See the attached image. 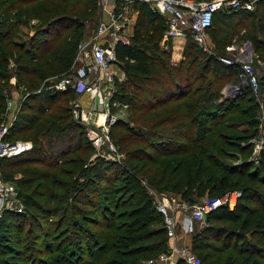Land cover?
<instances>
[{"label":"trees","instance_id":"obj_1","mask_svg":"<svg viewBox=\"0 0 264 264\" xmlns=\"http://www.w3.org/2000/svg\"><path fill=\"white\" fill-rule=\"evenodd\" d=\"M8 1L0 3V7L8 4L3 10L6 13L16 7ZM28 1L33 0L19 4ZM68 1H51L50 20L26 42L14 39L18 19L0 22V124L6 109V92L13 98L16 92L20 104L7 138L33 142L30 150L2 159L4 178L9 179L7 174L16 170L25 177L19 181V187L25 181L27 184L24 191H20L25 211H5L0 220V264L18 261L19 264H146L167 249L169 237L163 214L155 207L152 197L145 189L140 198L136 194L138 190L131 192L133 188L144 187L141 177L133 170L126 188L131 197L117 201L115 197L113 203L107 194L120 178L119 172H127L124 166L100 156L87 165L82 158L69 157L83 148L88 147L91 152L95 149L87 138L86 126L73 116L74 90L49 88L47 79L50 73V76L60 70L67 73L76 56L79 41H67V37L65 41L59 39L64 30L73 26L65 12ZM137 6L141 7L144 21L136 24L131 43L115 45L118 62L128 77L118 82L120 93L116 98L119 94L132 108L133 125L119 118L110 130L112 142L119 143L113 137L115 131L125 139V149H133V159L143 162L139 170L147 166L149 174L154 176L153 181L171 193H182L192 200L193 194L198 197L206 190L211 194L225 191L230 187L231 174L238 168L228 167L230 173H224L220 184L210 183L211 178L205 181L209 169L205 163L213 162L216 157L204 144L212 141L216 146L224 137L217 127L226 117L249 112L241 107L240 98L244 95L234 99L226 97L222 91L224 84L235 78L233 69L240 66L226 64L215 55L199 61V56L191 50H185L184 59L173 63L171 53L160 44L166 28L165 18L145 3H136L134 8ZM216 16L220 20L219 28L222 23L234 27L240 19L257 17L258 23L252 26H257L258 32L250 34L249 38L258 60L264 63V0H259L254 10L218 11L213 25ZM235 34L236 31L222 37L217 35L214 38L216 50L223 53ZM153 46L156 47L152 52L149 48ZM10 59L14 63L12 70ZM12 77L14 85L10 83ZM165 155L180 159L174 165L149 167L159 162L158 156ZM189 156L197 157L193 159L199 163H189L184 169V161ZM64 159L74 165L72 175L81 174L68 184L64 180L60 182L50 172ZM131 182L133 187L130 188ZM64 186L71 189L65 187L69 206L63 213L56 202L64 200L61 198ZM132 198H137V202L122 211ZM263 201L258 189L245 187L234 209L222 205L207 215L204 225L194 232L191 245L202 264H260L264 261V239L259 238L264 230ZM255 226L260 227L259 231H254ZM254 235H258L255 240ZM176 264L185 262L180 259Z\"/></svg>","mask_w":264,"mask_h":264},{"label":"built area","instance_id":"obj_2","mask_svg":"<svg viewBox=\"0 0 264 264\" xmlns=\"http://www.w3.org/2000/svg\"><path fill=\"white\" fill-rule=\"evenodd\" d=\"M259 0H121L115 1L107 9L108 19H103L97 26L96 34L81 40L77 45V53L70 70L57 79H50L49 88L65 91L69 87L74 90L75 98L71 101L74 118L86 126L88 138L95 149V157L119 161L120 153L112 142L110 129L119 119L118 112L112 108L118 104L116 94L118 82L124 80L125 73L118 62L115 50L117 42L131 43L130 36L125 33L128 27V14L136 3H145L149 8L163 16L166 28L161 40V46L169 50L170 39L191 40L210 55H215L226 64L240 66L239 79L251 93L259 96L261 82L252 65V54L245 51L235 52L237 47L228 46L231 52L228 56L219 53L209 38L208 30L213 25L218 11L233 12L239 10H254ZM247 50V49H246ZM116 65L122 73L113 69ZM49 80V79H48ZM41 90V89H40ZM7 95L8 120L0 125V220L5 211L24 212L23 200L13 182L4 178L2 159L20 155L33 147L32 140L7 138L10 127L16 117L20 102L16 97ZM88 95V102H82V96ZM18 103V104H17ZM121 103V102H120ZM261 112L259 125L262 129L260 144L264 146V99H259ZM126 105V104H125ZM127 106V105H126ZM100 114L104 119L99 122ZM256 147V148H257ZM242 192H227L223 196L205 199L198 203H189L174 193L168 199L157 200L155 207L163 214L167 235L171 240L166 251L156 258L148 260V264H176L183 260L185 264H202L201 258L189 245L179 244L180 234L176 231V215L183 214V227L191 231V222L196 220L203 225L207 215L217 207L225 205L234 209Z\"/></svg>","mask_w":264,"mask_h":264},{"label":"rangeland","instance_id":"obj_3","mask_svg":"<svg viewBox=\"0 0 264 264\" xmlns=\"http://www.w3.org/2000/svg\"><path fill=\"white\" fill-rule=\"evenodd\" d=\"M2 1L3 0H0V3H2ZM24 1L25 0L8 1L10 4H16V7L14 8V10L9 11L8 13L3 11L8 6L7 3H5L3 6L0 7V22L1 21L10 22L12 19H18L19 24L16 26L13 36H14V39L19 42L28 41L29 38L35 33L37 29H39L42 26H45L48 23V21L50 20V16H51V14L48 13L49 9L52 7L51 1H56V0H33V1L25 2V4H19V3H24ZM120 1L121 0H117V2H120ZM114 2L115 0H70L68 1L66 3L67 8L65 12L68 13L69 14L68 17L72 19L73 26L67 31L64 30L62 32V36H60L59 39L63 41L67 37L66 39L67 41L69 39L71 41L72 39V40H75L77 43L78 41L80 42L81 40L89 39L93 37L97 32V26L99 22L102 21L106 17L105 15L107 13V9H109ZM140 9L141 7H138V6L137 8H132L128 14V20L130 19V17L132 18L133 10H134V11H138V16L136 18V24L138 23L139 20L143 22L144 18L141 16ZM5 15L8 16L7 19ZM230 20L231 19L229 18L228 21ZM219 22L220 20L218 19V16H216V20L214 22L213 27L211 28L210 31H208L209 38L212 40L214 44L213 46L214 47L216 46L215 44L216 39L214 38H216L217 35L218 37H222V36H225L227 33L229 34L230 32L236 31V34L233 35V37H231V40H232L231 45L234 44L237 47V49L235 50L236 53L240 52L243 49V47L246 46L247 50L245 49V51H249V53L252 54L253 58L251 62H252L253 67L255 68V70L257 71L259 75L260 82H261V90H260L259 96H255L253 93H251L249 88H244L241 91V94H239L237 97L244 95V97L240 98L241 100H243L241 107L248 109L249 112L245 114L236 113L234 115H230L229 117H226L223 124L217 127L218 129H220V133H222L224 137L221 140H219L216 146L214 145L212 141H206L204 144V146L210 148V152L215 155L214 157H216V159H214L213 162L210 163V161H208L205 163L206 166L209 165L208 166L209 169L205 175V181H207V178H211V181H209L210 183H213L215 181L220 184L224 173H230L228 172V170H230L228 167L238 168L235 173L231 174V179H230L231 184H230L229 189L225 191H221L223 193L216 192L212 194L208 193V190H206L203 193V195L198 196V197L195 196L192 198V200L191 198L189 199V197L187 196H183L182 193H174L177 196H179L181 199L191 204L202 202L205 199L212 198L215 194L221 193L218 196H223L225 193L229 191L230 192L232 191L243 192L245 187H253V188L258 189L260 196H263V200H264V146L262 148L257 147V144H260V137L262 136V129H261V126L259 125L258 118L262 110L261 104L259 103V99H264V63L263 61H261V59L260 61L258 60L257 55L255 54V48L253 47V42L251 38H249L250 34L252 35L258 32L257 26L254 27L258 23L257 17L243 19V20L240 19L237 23L234 24V27L232 26L226 27L224 23H222L219 28ZM136 24L134 28L136 27ZM253 24L254 26H252ZM129 25L130 24L128 23V26ZM145 25H147V23ZM235 26H237V30H235ZM127 28L125 30H127ZM146 32H147V26H146V30L144 31V34H146ZM125 33L128 34L129 32L126 31ZM145 39L147 40L148 37ZM193 44L194 43H192L190 40H187L185 44H183L182 46L183 51L185 52V50L186 51L191 50L192 53L199 56V59H200L199 61H201V59H206L209 57L210 54L202 50L200 46L195 45V44L193 45ZM155 47L156 46H153L149 49H151L152 51L154 50ZM76 53H77V48H76ZM230 53L231 52L229 51V48L227 46L225 48V51L221 54H226L228 56ZM183 59H184V56L181 58V60ZM171 60L173 63H178L179 61H181V60L173 61L172 53H171ZM34 63L37 65H40V62L38 61H34ZM43 63L45 62L41 61V64ZM13 65H14L13 59H10V62H9L10 70H12ZM215 65H218V64H215ZM236 68L233 69L232 75L234 77L236 75V72L237 73L239 72V67H236ZM116 69H118L117 66H116ZM61 71L62 70H60V72L58 73H61ZM58 73L56 74L53 73L52 76H50L51 73L48 74L49 75V76L47 75L48 76L47 79H49L48 83L50 79H57L65 74V72L61 74H58ZM127 78L128 77L125 74L124 80H126ZM236 80L238 81L240 79L236 77ZM227 82L224 84L223 89H222L225 92H226L225 87L228 85ZM10 83L11 85L15 84L14 77L11 78ZM238 84H242V83L238 82ZM246 90L247 92H245ZM14 93H15L14 96L18 97V94L16 92ZM116 99L118 101V104L112 108V111H114V113L118 112L120 119L126 122L128 121L131 125H133V112L131 110L132 108L127 104L126 100L119 98V94L117 95ZM18 101L20 102V100ZM242 108H240V110ZM101 119L102 118L100 117V121ZM7 120H8V109H7V103H6V109L3 114V119L1 121V124L5 123ZM138 124L139 122H137V125ZM87 132L88 131L86 128V135L88 138ZM113 137L114 139H118L119 143L116 145H117V151L120 153L119 161H115V162L122 164L124 166L125 171L127 172L125 173L124 171L119 172L121 173L120 178L117 179L118 181L114 184L113 188L111 189V193L109 192L107 194V198L109 199V201L115 203V197L118 198L116 199V201L120 200L121 197L125 199L127 197V200L129 199V197H131L130 195L129 196L127 195L129 191L126 188H127L128 181L130 180V178L132 179L131 176L133 175V170L136 171V173L141 177V182H142L141 185L144 186L141 189L140 188L131 189V192L133 190H138V192H136V194L138 195V198H140L146 192L150 197H152L154 204L159 199L161 200L168 199L171 192L163 189V185H158L153 181L154 176L153 174H149L150 169L147 166H145L144 168H142V170H139L143 162H138L137 160L133 159V149H129V150L125 149L124 147L125 139H122V137L119 136L115 131L113 133ZM19 139L31 140V139H25V138H19ZM94 155H95V150L94 152H91L89 148L87 147V148H83V151L75 152L71 154V156L69 157L82 158L83 162L87 165L88 162L91 163L93 160H95ZM197 157H200V156H198L197 154ZM197 157L189 156V158H187L188 160L184 161L183 168L185 169L187 166H189V163H193V162L195 164L199 163L198 160L195 161V159H193ZM158 158H159V162L156 163L155 166H149L150 168L154 167V169H156L158 166L167 165L168 163L171 165H174L177 163V160L180 159V157L178 156L168 157L167 155H165V157L158 156ZM66 159L61 160V162L57 165V167L50 170V172L55 177H57L60 180V182L64 180V183L68 184L70 179L72 180V178H74L76 175L80 177L81 174H79V172H76L72 175L71 172H73L74 165H69L68 162L66 163ZM215 160H218L220 164L216 163ZM84 163L82 164V167L85 166ZM225 165H227V168H225ZM38 167H39L38 169H43L42 166H38ZM133 167H135L136 169H134ZM250 175H254L255 178H252ZM7 177L9 179H6V180L13 182V184L16 186L18 190L19 198L22 201L23 198L21 197L20 191L22 189L24 191V185L27 184V181L21 183V188L19 187L18 184L20 180H24L25 178L24 175L21 172H18L15 170V171H12L9 175L7 174ZM132 185L133 184L131 182L128 187L131 188L133 187ZM65 187H67L68 189H71L68 186H64L62 197H61V198H64V200L63 201L59 200L56 202L57 204L56 206L58 205L61 206L60 210L62 209L61 212L63 213L67 212L68 206H69V204H66L67 198H66ZM144 189H145V192H144ZM188 199L190 201H188ZM136 202H137V198H132L130 201H128V203L124 206V208H122L123 209L122 211H124L125 209H129ZM55 213H58V212H55ZM57 218L58 216L56 217V219ZM126 218L127 217H124V219ZM119 221L120 220L118 219V222ZM196 223L199 224L198 227H196ZM192 226H194L195 230H197L201 228L203 224L201 222L193 220L191 222V227ZM175 227L177 231V221H176ZM253 229L256 232V231H259L260 227L255 226ZM54 234H55V231H53V236ZM257 237L258 235L256 236L254 235L252 236V239L255 240ZM259 238L264 239V230H263V233L259 235ZM262 242H263L262 246L264 247V240ZM169 246H170V243H169ZM7 258H9L10 260L13 259V257L11 258L10 256H7ZM145 263L148 264V261H146ZM16 264H19V261ZM260 264H264V261H260Z\"/></svg>","mask_w":264,"mask_h":264},{"label":"crops","instance_id":"obj_4","mask_svg":"<svg viewBox=\"0 0 264 264\" xmlns=\"http://www.w3.org/2000/svg\"><path fill=\"white\" fill-rule=\"evenodd\" d=\"M115 1H117V0H115ZM105 16L106 17L104 19H108L107 13H106ZM137 16H138V11H134L133 10L132 18L130 17V19H129V24L130 25L128 26V28L126 30L127 32H129L128 35L130 36V39H131V36L134 34V29H135L134 26L136 24V18H137ZM186 41L185 40H182V39H176V40L170 39L168 41V44L170 46V48H169L168 51L170 53H172V59H173V61H179L184 56V53H183L184 51L182 49V46H183V44H185ZM117 68L118 69H116V65L113 66V69L115 71H117V73H122L121 69H119L118 66H117ZM239 70H240V68H239ZM238 74H239V72L235 75V78L232 79L231 81H229L227 84H233L235 86H239L240 84H238V82H240V80H238V81L236 80V77H238V79H239ZM245 88H247V87H245ZM223 93L226 96V94H225L224 91H223ZM82 102L85 105H87L86 103L88 102V95H83L82 96ZM195 196H196V194H193V197H195ZM176 216H177V232L180 234V239H179L178 242L181 245H189V246H191L192 245V237H193V234H194L193 232L196 231V230H195L194 226L191 227V231L186 230L183 227V225H182V222H183V214L177 213ZM196 227H198V223H196ZM169 243H171L170 238H169V241H168V246H169Z\"/></svg>","mask_w":264,"mask_h":264},{"label":"water","instance_id":"obj_5","mask_svg":"<svg viewBox=\"0 0 264 264\" xmlns=\"http://www.w3.org/2000/svg\"><path fill=\"white\" fill-rule=\"evenodd\" d=\"M245 88L244 85H239V86H235L233 84H228L226 87H225V94H226V97H237L239 94H241V91ZM234 92V93H233ZM234 94V95H233Z\"/></svg>","mask_w":264,"mask_h":264},{"label":"bare ground","instance_id":"obj_6","mask_svg":"<svg viewBox=\"0 0 264 264\" xmlns=\"http://www.w3.org/2000/svg\"><path fill=\"white\" fill-rule=\"evenodd\" d=\"M100 117L102 118V119H101V121H102V120L104 119V114H100ZM100 117H99V122H101V121H100Z\"/></svg>","mask_w":264,"mask_h":264}]
</instances>
